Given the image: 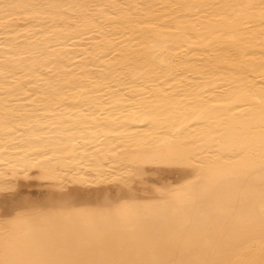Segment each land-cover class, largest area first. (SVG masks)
I'll return each mask as SVG.
<instances>
[{
	"label": "bare ground",
	"instance_id": "6f19581e",
	"mask_svg": "<svg viewBox=\"0 0 264 264\" xmlns=\"http://www.w3.org/2000/svg\"><path fill=\"white\" fill-rule=\"evenodd\" d=\"M0 264H264V0H0Z\"/></svg>",
	"mask_w": 264,
	"mask_h": 264
}]
</instances>
